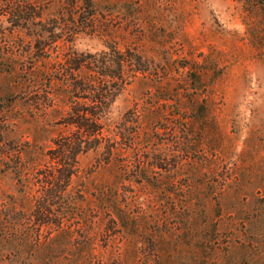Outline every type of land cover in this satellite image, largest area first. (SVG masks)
Returning <instances> with one entry per match:
<instances>
[{
  "label": "rangeland",
  "instance_id": "obj_1",
  "mask_svg": "<svg viewBox=\"0 0 264 264\" xmlns=\"http://www.w3.org/2000/svg\"><path fill=\"white\" fill-rule=\"evenodd\" d=\"M93 1L0 0V264H264V0ZM112 49L139 69L61 194L73 57Z\"/></svg>",
  "mask_w": 264,
  "mask_h": 264
},
{
  "label": "trees",
  "instance_id": "obj_2",
  "mask_svg": "<svg viewBox=\"0 0 264 264\" xmlns=\"http://www.w3.org/2000/svg\"><path fill=\"white\" fill-rule=\"evenodd\" d=\"M79 8L85 9L88 16L95 14L93 0H81ZM114 58L111 54L103 53L98 59L94 58L90 62H84L79 55L73 57V100L67 115L64 117V123L73 126L71 136H60L53 140V148L49 151L52 153L51 158L55 159L57 164V179L59 182L60 192L64 193L70 176L77 171V157L89 149L100 145L101 139V114L113 100L116 91L122 84L135 77L139 68L131 66L129 72L122 70L124 59L120 58L118 50H113ZM75 53V52H74ZM128 61V60H125ZM131 64V63H129ZM86 66L97 74L96 78L91 79L81 75L82 68ZM72 161V162H69ZM49 177L52 176L49 172ZM193 185L192 178L187 186ZM81 194H73V223H78L79 201ZM41 207V205L39 204ZM112 209V210H110ZM109 209L119 210V206L114 204ZM65 217L66 212H61ZM115 215H118L115 213ZM76 264H81L80 261Z\"/></svg>",
  "mask_w": 264,
  "mask_h": 264
}]
</instances>
